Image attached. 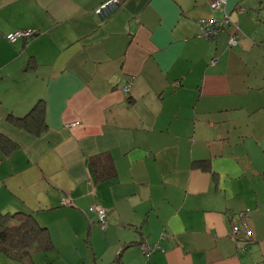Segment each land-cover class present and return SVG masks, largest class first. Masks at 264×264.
<instances>
[{"label": "crops", "instance_id": "crops-1", "mask_svg": "<svg viewBox=\"0 0 264 264\" xmlns=\"http://www.w3.org/2000/svg\"><path fill=\"white\" fill-rule=\"evenodd\" d=\"M102 1L0 0V213L48 228L33 264H264V0Z\"/></svg>", "mask_w": 264, "mask_h": 264}, {"label": "built area", "instance_id": "built-area-1", "mask_svg": "<svg viewBox=\"0 0 264 264\" xmlns=\"http://www.w3.org/2000/svg\"><path fill=\"white\" fill-rule=\"evenodd\" d=\"M121 2L122 0H104L95 7L94 12L101 20H105L121 5ZM226 2V0H210V5L214 10H225ZM229 24H232V20L227 14H225L223 18L219 19L217 17L210 19L201 18L199 20L200 35L208 39L216 38ZM37 32V29H15L8 32L6 34V38L9 41L14 42L19 38H29ZM239 32V27L237 26L236 31L232 33L229 39V43L231 45H234L238 42V36L240 34ZM130 87L131 82H128L123 86V90L127 92L130 90ZM63 202L65 204H70L71 198L69 196L63 197ZM89 210L97 214L99 223L103 228H106L108 219L107 209L98 203H94L90 205ZM240 232V225H233L232 236L237 238V235H239ZM251 234L252 233L250 230L246 232L247 237L252 236ZM141 249L147 256H150L154 249V245L150 244L148 241H144L141 243Z\"/></svg>", "mask_w": 264, "mask_h": 264}, {"label": "trees", "instance_id": "trees-1", "mask_svg": "<svg viewBox=\"0 0 264 264\" xmlns=\"http://www.w3.org/2000/svg\"><path fill=\"white\" fill-rule=\"evenodd\" d=\"M35 110H37V107H34L29 114H32ZM46 127L47 125L44 122V128ZM99 175L103 176L104 173L101 172ZM52 246L48 228L41 225L31 213H0L1 251L22 259L25 264H33L32 256L34 253L52 248Z\"/></svg>", "mask_w": 264, "mask_h": 264}]
</instances>
